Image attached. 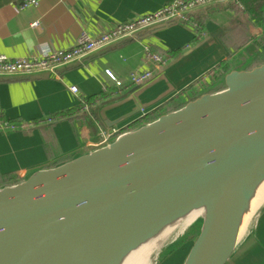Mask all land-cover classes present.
Returning <instances> with one entry per match:
<instances>
[{"label": "water", "instance_id": "95a60500", "mask_svg": "<svg viewBox=\"0 0 264 264\" xmlns=\"http://www.w3.org/2000/svg\"><path fill=\"white\" fill-rule=\"evenodd\" d=\"M208 40L147 82L98 100L95 113L134 101ZM228 68L219 72L223 89L0 188V264H119L197 210L200 217L183 229L198 232L184 264H245L246 252L264 245V199L253 205L264 186V64ZM92 108L73 119L93 122ZM254 225L258 240L250 237Z\"/></svg>", "mask_w": 264, "mask_h": 264}, {"label": "crops", "instance_id": "0c3cea01", "mask_svg": "<svg viewBox=\"0 0 264 264\" xmlns=\"http://www.w3.org/2000/svg\"><path fill=\"white\" fill-rule=\"evenodd\" d=\"M23 1L0 0V53L11 59L36 57L42 50H69L83 34L98 37L174 0H41L37 7L21 9ZM243 5L244 10L231 3L199 8L190 14L191 26L178 22L155 26L62 66L57 75L0 77V122L16 126L0 131V188L21 182L34 170L53 168L97 149L102 128L124 133L147 115L159 117L223 89L224 85L218 89L217 76L225 66L227 73L264 64V0H244ZM205 38L209 40L204 46L135 93L134 101L95 113L98 100L137 86L130 80L132 74L155 75ZM149 53L162 57L163 63L153 64ZM107 70L123 86L118 87ZM74 86L87 109L69 91ZM91 107L93 122L73 119ZM255 225L250 237L258 240ZM261 246L246 252L245 264H264Z\"/></svg>", "mask_w": 264, "mask_h": 264}, {"label": "built area", "instance_id": "2783aa9c", "mask_svg": "<svg viewBox=\"0 0 264 264\" xmlns=\"http://www.w3.org/2000/svg\"><path fill=\"white\" fill-rule=\"evenodd\" d=\"M41 0H24L21 9L37 7ZM244 0H174L171 4L161 8L153 13L138 17L124 24L115 26L111 31L104 33L98 37L91 38L86 34L81 35L77 44L69 49L58 52L42 50L36 57L11 59L0 53V77L13 76H36V75H57V71L62 66L71 64L75 61L82 60L90 54L99 51L108 45L117 41L134 38L139 33L162 24H170L173 22L193 25L190 14L199 9L206 8L221 3H231L240 10H244ZM35 23L33 27H37ZM194 28L199 29L197 25ZM149 58L153 64L160 66L163 63L162 57L149 53ZM106 75L116 82L118 87L123 86L120 81H117L111 71H106ZM153 76L152 72L134 73L130 80L133 84L139 85L148 81ZM69 91L78 97L79 90L77 87L69 88ZM79 98V97H78ZM81 104L84 101L79 98ZM87 109V105L84 107ZM16 126L7 122H0V131H13ZM120 134L121 130L117 128L102 130L100 142L95 144V148L103 147Z\"/></svg>", "mask_w": 264, "mask_h": 264}, {"label": "bare ground", "instance_id": "6f19581e", "mask_svg": "<svg viewBox=\"0 0 264 264\" xmlns=\"http://www.w3.org/2000/svg\"><path fill=\"white\" fill-rule=\"evenodd\" d=\"M172 2V1H171ZM109 31V30H108ZM258 197L253 202L254 206H258L260 204V200L264 199V186L257 192ZM260 198V199H259ZM200 212L194 211L192 212L185 220L179 222L176 226L171 227L168 231L165 233H162V235H159L158 237L154 238L153 240L144 241L139 246L134 248L127 256H125L119 264H149L150 259L152 256H154L155 253L158 252L159 248L162 247L166 241L170 238L172 234L177 233L186 227H188L191 223H193L197 218L200 217ZM249 216L246 214L243 220V223L241 224V233L244 232V230L247 227Z\"/></svg>", "mask_w": 264, "mask_h": 264}, {"label": "rangeland", "instance_id": "374dc122", "mask_svg": "<svg viewBox=\"0 0 264 264\" xmlns=\"http://www.w3.org/2000/svg\"><path fill=\"white\" fill-rule=\"evenodd\" d=\"M236 69H240V66H238ZM217 77H220V79H218V85L219 81L221 82L219 85L220 87H218L219 89L223 86L224 76L218 75ZM190 229L194 228H189L176 234L170 243H168L167 246L158 252V254L153 258L152 262L149 264H184L192 243L195 242L198 236L197 229Z\"/></svg>", "mask_w": 264, "mask_h": 264}, {"label": "trees", "instance_id": "16d2710c", "mask_svg": "<svg viewBox=\"0 0 264 264\" xmlns=\"http://www.w3.org/2000/svg\"><path fill=\"white\" fill-rule=\"evenodd\" d=\"M89 103H90V102H89ZM169 108H170V107H169ZM169 108H166V110L168 111ZM170 110H172V109H170ZM157 118H158L157 115H152V114H151V115H147V116L144 117L141 121L137 122L134 126H132V127L130 128V130H128V131L134 130V129H136V128H138V127L144 125V124H147V123L153 122V121L156 120ZM10 183H16V180L11 181Z\"/></svg>", "mask_w": 264, "mask_h": 264}, {"label": "flooded vegetation", "instance_id": "af4514ba", "mask_svg": "<svg viewBox=\"0 0 264 264\" xmlns=\"http://www.w3.org/2000/svg\"><path fill=\"white\" fill-rule=\"evenodd\" d=\"M180 246V245H179ZM179 246H177V247H179ZM170 248H173V247H170Z\"/></svg>", "mask_w": 264, "mask_h": 264}]
</instances>
